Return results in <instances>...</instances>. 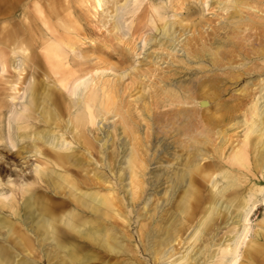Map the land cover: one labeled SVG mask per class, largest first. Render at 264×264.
Returning <instances> with one entry per match:
<instances>
[{
  "label": "rangeland",
  "instance_id": "1",
  "mask_svg": "<svg viewBox=\"0 0 264 264\" xmlns=\"http://www.w3.org/2000/svg\"><path fill=\"white\" fill-rule=\"evenodd\" d=\"M106 1L102 10H96L93 0H0V264H60V241L66 245L70 244V239H74L76 245L88 240L101 243L92 240L94 237L88 228H97L96 233L100 235L110 232L124 251H108L103 255L99 253L101 249L85 248L90 251L86 263L181 264L182 255L189 254L192 260L185 264H217L220 259L226 264L237 248L236 253L240 255L236 254L239 255L236 264H264V169L256 171L253 161L259 143L258 127H254L255 132L250 133L246 145L249 168L235 167L228 162L232 149L243 146L246 123L252 119L264 121V58L245 54L250 52H244L251 47L249 45H257V41H247L252 38L246 39V48L235 51V61L228 64L222 59V66L211 65L206 58L187 56L191 49L204 47L210 55L219 45H227L226 40L234 35L232 30L237 24L243 27L242 34H254L255 29H248L245 24L250 20L259 21L264 32V0H247L245 7L242 4L245 0H241L242 3L238 0V5L231 4L230 0ZM116 23L123 30L116 27ZM163 25L166 34H157ZM184 28L189 30L184 33ZM188 40L192 47L187 46L186 50L182 45ZM160 42H166L170 48L159 45ZM73 46L78 49H69ZM80 54L89 56L83 58ZM68 56L87 61L91 68H127L130 73L122 80L119 97L122 106L126 105L124 109L136 117L137 135L145 143L146 170L141 176L142 191L137 197L140 200L129 198V179L127 174L122 177L120 171L130 149L131 140L128 141L130 138L124 133L128 129L125 130L118 117L111 113L106 114V119L96 117L91 126V154L75 148L73 157L81 161L77 172L74 168L69 171L57 168L50 173L48 147L43 137L51 136L56 127L45 122L47 115L41 109V100L35 108L24 109L26 94L23 92L30 81L41 90L54 86L58 75L49 72V65L54 66L53 63L59 61L61 66L54 68L66 69ZM105 72L102 76L99 73L101 78H114L113 72ZM202 80H206L207 85ZM209 80L216 81L215 85ZM181 85L189 88L194 96L191 95L187 104L155 108L156 88L165 87L183 97L187 93ZM199 89L209 95L205 97L209 101L208 110L200 112L203 118L212 114L220 118V126L207 125L213 127L208 131L211 147L210 144L204 146L208 156L201 163L218 161L221 165L215 171L206 166L207 183L196 175L194 164L184 166L187 153L182 151L175 125L164 126L163 119L157 123L152 116L172 108L201 109L199 97L195 98L196 94H201ZM137 96L142 99L136 100ZM146 105L151 107L150 114ZM254 106L258 107V115L253 113ZM21 110L24 112L17 114ZM195 123L194 132L196 125L200 127ZM219 129L224 130L219 140L222 150L216 154L213 148L218 142L215 140ZM114 146L118 150L116 165L110 169L108 153ZM37 168L43 169L45 175L39 178L35 174ZM181 172L185 180L175 184ZM188 192H194L193 198ZM104 199L108 200L109 207H98L96 202ZM244 199L256 202L244 221L247 224L241 219L248 210L247 205L241 204ZM44 206L54 211L47 213ZM71 215L75 218L71 219ZM243 225L248 226L238 240L240 247L234 246ZM165 239L171 241L163 248L162 259L155 261L150 248L157 244L158 248L164 246L160 242ZM222 251L227 252L225 257ZM82 252L77 251L80 255ZM170 253L173 255L168 258Z\"/></svg>",
  "mask_w": 264,
  "mask_h": 264
},
{
  "label": "bare ground",
  "instance_id": "2",
  "mask_svg": "<svg viewBox=\"0 0 264 264\" xmlns=\"http://www.w3.org/2000/svg\"><path fill=\"white\" fill-rule=\"evenodd\" d=\"M93 1L95 3L94 7H95L96 10H102V8H104L103 6H104L106 0H93ZM127 1L128 0H125V2H127ZM246 1L247 0H245V2L242 1V2H244V3H242L241 0H240V2L243 5L246 3ZM230 2H231V4H236V5H238L237 3H239L238 0H230ZM167 3H168V1H167ZM48 5L50 6L51 3L49 2ZM248 5L249 4H247V6ZM244 7H245V5H244ZM251 7H253V6H251ZM245 11H247V10H245ZM248 12H249V10H248ZM253 13H254V11H253ZM112 14H110V15H112ZM257 14L259 15V13H257ZM108 17H109V15H108ZM115 17L116 16H114V19H115ZM252 17H253V15L251 16V18ZM116 18H118V17H116ZM249 18H250V16H249ZM181 20L182 19H180V21ZM184 21H182V22H184ZM247 24L248 25L245 24V26L248 29H252V28L255 29L254 34H249V33H243L242 34L241 31H242L243 27L242 26H239L237 24L236 27L233 26L234 28H233L232 31H233L234 35L229 36L228 40H226V42H228L227 45H221V46L219 45V47L216 48V50H214L213 53L210 54V55H208V53L205 50H203L204 47H202V49H196L195 48V49H191L190 50V48L192 47V46H190V45H192V44H190L191 40H188L187 44L186 43H183L182 48L184 47L186 49L187 46L190 47V48L188 47V49L190 50L191 53H188L187 52V56L188 57H193V58L199 57V58H202V59L203 58H206L208 61H210L211 65H218V64H220L222 66L223 65V63L221 62L222 59H226L227 62H228V64H229L230 61H233L234 60L233 59V55H235L234 54L235 51L236 50L238 51L240 49L246 48V46H247L245 44L246 39L252 38V39H249L247 41L248 42L257 41V45H255V46L254 45H249L251 47L250 48L247 47V50H245L244 52L250 51V52H246L245 54L247 55V53L248 54L251 53L255 57H261V59H262V58H264V32L261 30V29H263V25H262L261 22H259V21L257 22V21H254V20H250L249 23H247ZM115 25H116V27H119L120 24L116 23ZM163 27H164V25L161 28H159V30L156 33L157 34L159 33L161 35H165L166 33L163 31ZM114 29H115V27H114ZM120 30H123V28L122 29L120 28ZM187 30H189V29L184 28V30H183L184 33L187 32ZM175 32H177V31H175ZM180 32H181V30H180ZM178 36H179V34H178ZM156 38H158V37H156ZM145 41H146V39H144V43H145ZM168 41L170 42L171 40H168ZM155 43H156V39H155ZM95 44H96V42H95ZM158 44L159 45H163L166 48H170V45H167L166 42H160ZM69 49L75 50V49H78V47L73 46L71 48L69 47ZM127 51H128V49H127ZM237 51H236V53H237ZM241 51H243V50H241ZM80 55H81V57L85 58V56L87 54L85 56L83 54H80ZM207 55L209 57H207ZM87 56H89V55H87ZM250 57H252V56L250 55ZM143 58H145V57H143ZM235 58H236V55H235ZM149 59H151V58H149ZM48 62H52V61H48ZM66 62H67V68L66 69L63 68L61 70L56 69L57 67L61 66V64L59 63V61H57V63H53L54 66L49 65L50 66V71L49 72L56 73V75H58L57 76V81H55L54 86H52V87L47 86L46 89L41 90L39 88H36L34 84H31V81H30V84H29L28 88H26V90L23 92V94H26V98H25V101H24V104H26V106H25L24 109H28V108H32L33 109V108H35V106L37 105L38 101L41 100L42 101L41 109L43 111H45L46 112V115H47V117L45 116V122H48L49 121V123L52 125V127H56V130L53 131V133H51V136H48L47 138L43 137L45 139V143L47 144V147H48V152H47V155H48L47 156V159L48 160H47V163H48V165L51 166L50 173H53L54 172L53 170H56L57 168H62L63 171H69L71 168H74L75 171L77 172L78 170L76 169V167H77V165L80 164L81 161L77 157H73V152L75 151V148L79 147L80 149L86 150L85 152L87 154L88 153L91 154L90 151H89V149H92L93 148V146L90 145V139H89V133L91 131H93V129L91 130V126L95 122V118L96 117H100V118L106 119L107 118L106 117V114H110L111 113L112 116H115V117L117 116L118 117V120H119L120 125L125 130L128 129V132L127 131H124V133L130 138V139H128V141L131 140V142L129 143L130 145H128V146H130V149L128 150V154L126 155L127 158H125L126 159L125 164L123 166H121V165H119V166H121L120 171L122 172V175L121 174L120 175L123 177V176H125L127 174L128 179H129V184L128 185L130 186V188L127 187V188H129L128 189L129 191H127V192L128 193L130 192V195H131V197H129V198H131V200H135L137 197H139L138 195L142 191L143 179H141L142 178L141 176L144 175V171L146 170L145 169L146 168V157H145L146 156V150L144 148V146H145L144 144L145 143L142 142L141 137H138V135H137L138 134V130L136 129V127L138 126V121H137L136 117L131 112L127 111V109H124L126 107V105H125V107L122 106L123 103L121 101V97H119V92L121 91L120 86H121L122 80L125 78V76H129L130 73H128V71L126 70L127 68L113 69V68H110V67H101V66H98L97 68H94V67L91 68L90 65H88V62L87 61H85V60L84 61L83 60H77L75 58V56H68V61H66ZM95 64H96V62H95ZM231 64H233V62ZM248 65H250V64H248ZM54 67H56V68H54ZM132 69L134 71H137V68L136 67H132ZM105 71H108L109 73H110V71L113 72V75L112 76L114 78L111 79V80L110 79L109 80H106V79L101 78L102 74ZM237 72H239V71H237ZM99 73L101 74V76L99 75ZM234 74L232 73V75H234ZM139 75L141 76V74H139ZM242 75H243V73H242ZM196 78H194V79L197 80ZM206 78L207 77H205V79ZM214 80L215 79H213V81ZM202 81H205L206 83L205 82L204 83H205V85H207V81L206 80H202ZM171 83H170V85H171ZM173 83H175V82H173ZM182 83H184V82H182ZM214 83L211 82V84H214ZM214 85H213L212 88H214ZM200 86H201V84H199L198 87L200 88ZM209 86H212V85H209ZM260 87L261 86H259V88ZM181 89L182 90H185L186 93H187L183 97L177 96L176 93H174V92H172L170 90L165 89V87L159 88L158 90L156 88V91L157 92H156V94H154L155 108L159 107L158 105H164V106L165 105H167V106L168 105L169 106L170 105H172V106H179V104H185V103L187 104L188 100L191 98V95H192L191 93L192 92L190 91L189 88H186L185 86H182V85H181ZM207 89H209V88H207ZM214 89H216V88H214ZM126 90H128V89H126ZM217 90H218V86H217ZM188 91H190V92L188 93ZM199 91H200V89H199ZM122 92H124V91H122ZM240 92H243V89H241ZM196 93H198V91ZM196 93H194V94H196ZM206 93H208V92H206ZM206 93H205V91L202 90L201 94L198 93L200 95L196 94V97L195 98L199 97L198 98V104H199V107L201 108V109H199L197 111L194 110V109L193 110H190V109H182L183 107L181 109L180 108H178V109H173L172 108V109L165 110L163 113H160V112L153 113L152 116H153V119L157 123L161 122L162 119H163V121L165 123L164 126H172V125H175L174 131L177 133V137H178L179 143L181 142L180 145L183 146L182 147V151H183V153H187L186 154L187 161L185 160L184 166L185 167H188L189 165L194 164L195 170H196V175L198 177L202 178V180L207 183V180H208L207 178H208L209 174L206 172V170H207L206 166H210L212 168V170L215 171V170L220 169L221 168L220 167L221 165H220V163H218V161H216V162H214V161L204 162L203 161L201 163V161L204 160V159H206V157L208 156V153L205 151L206 149H204L205 148L204 146L206 144H210V140L208 139V135H209L208 134V131L209 132L212 131V128L213 127L220 126L218 124L219 121H220V118L219 119L216 118V116H215L216 114H212V115H209V116L203 118V116L200 113L201 111H202V113H205V110H208L209 101L206 99V98H208V97H206V95H208ZM210 93H211V91H210ZM214 93H217V92H214ZM124 95H125V92H124ZM247 95H249V94H247ZM241 96H244V95H241ZM141 99H142V96H141V98H140V96H137L136 97V100H139L140 101ZM236 101H238V100H236ZM249 103H251V102H249ZM218 105L221 106L220 103ZM218 105H217V108H219ZM145 108L146 109L147 108L149 109V111L148 110L147 111H148V114H150L151 107H149V106L147 107V105H146ZM253 111H254L253 112L254 114H257L258 115V107L254 106ZM23 112L24 111L21 110L17 114L20 115ZM65 116L68 117V120L67 121L64 120V117ZM162 116H164V118ZM192 118L194 119L193 121H192ZM194 121L196 123L200 124V127L199 128L196 125V127H197L196 132H194V128L195 127L193 128ZM203 121H206V123L202 124ZM258 121H256L255 119H252L250 122L246 123L247 128H246V130L244 132V138L245 139L243 141V146H241V147L240 146H237L235 149H232L231 155L228 158L229 159L228 162L230 163V165L235 166V167H239V168H249V165L251 164L250 163V155L247 154L246 145L248 144L249 136L252 135L250 133L255 132L254 127H256V129L258 127L259 129H257V130L259 132L258 133L259 134L258 135L259 143H258V145H257V147L255 149V157H254V160H253L254 161V164H255L254 169H256V171L257 170L262 171L264 169V121H261V120H258ZM211 123H212L213 127L210 128V126H211L210 124ZM104 124H106V123H104ZM112 125H114V124H112ZM207 125H210V126H207ZM232 125H234V124H231L230 126H232ZM94 131H95V128H94ZM55 132H56V134H55ZM223 133H224V130H222V129L221 130L219 129L218 131H216L217 138H216V140L215 139L214 140L215 141L218 140V142H217V144H214L215 146L213 148V151L216 154H219V152L222 150L221 145H219V140H221V137L223 136ZM69 135L71 136L70 139L68 137ZM171 135H173V134L171 133ZM125 139H126V137H125ZM128 141L125 140V142H128ZM41 142H43V141H41ZM122 142H124V140ZM108 145H109V143H108ZM210 147H211V144H210ZM112 148H113V150L108 153V154H110V157H109V159H110L109 160V167H110V169L113 168L114 164L116 165V163H115L114 160L117 157V153H118V150H117V147L116 146H114ZM188 148H190V149H188ZM90 160H91V158H90ZM104 163H107V162L104 161ZM197 164H199V165H197ZM78 167H80V166H78ZM116 169H118V168H116ZM147 169H148V167H147ZM251 170H250V172H252ZM155 172H157V171H155ZM35 174L39 178L42 177L43 175H45L44 172H43V169H41V168H37L35 170ZM120 177L118 179H120ZM113 178H115V177H113ZM121 179L124 180L123 178H121ZM175 180H176L175 184H181L185 180V174H184V172H181L179 175H177V178H175ZM111 187H114V186L111 185ZM122 189H125V188H122ZM125 191H126V189H125ZM121 192H123L124 195H125V192L124 191H121ZM166 192H167V190H166ZM155 193H156V191H155ZM193 193L192 192L189 193L190 194L189 195L190 198H193ZM140 199H138V200H140ZM131 200H130L129 204L130 203L132 204ZM243 201L244 202L241 203V204H243L245 206L246 205L248 206V210H246L245 213L243 212L244 214L241 215L242 216L241 219H243V222H244V221L247 220L248 213H250L251 209L256 206L255 205L256 202L254 203V201H250V200L248 201L247 199H244ZM120 202H122V201H120ZM240 202H242V200ZM96 203H97V206L98 207H102V206L103 207H106V208L109 207V202L106 199H104L103 201H100V202H96ZM63 207H64V205H62L61 209H63ZM65 208H66V205H65ZM123 208H124V205H123ZM242 208L244 209V207H242ZM43 209L44 210H47V213L54 211L51 207H45L44 206ZM142 209H144V207ZM44 210H43V212H44ZM128 212H130V210ZM238 216H240V215L238 214ZM73 218H75L74 215H71V219H73ZM99 219H101V218H99ZM236 220H238V219H236ZM244 223H246V222H244ZM263 224H264V222H263ZM65 225H67V224H65ZM246 226H248V225H246ZM246 226L243 225V228L241 230V234H239L238 236H236L237 238H236V240L234 242V246L237 245L238 240H240L239 238L241 237L240 235H242L243 232L246 230ZM96 229L95 228H91V229L88 228L87 230H89V232L93 235L94 238H92V240H99V242H101L99 244H97L95 241L88 240L87 242L86 241H84V243L80 242V243H78L76 245L74 239H70V241H69L70 244L67 243V245H66L62 241H60L59 242L60 264H85L86 263V259L87 258L88 259L90 258V251H85L84 250L85 248L99 249V250L101 249L99 253L100 254H103V255H105L104 253L105 252L107 253L108 251H117V252L122 251V244H120V242L117 241L116 238H113L111 236L110 232L106 233L105 235H100V233H96ZM247 232H248V230H247ZM198 234L200 235L199 232H198ZM173 235H176V232ZM128 236H130V235H128ZM198 238H199V236L196 237V239H198ZM231 240H233V239H231ZM242 240L244 242V238L243 239L241 238V241ZM170 241H171V239H165L163 242H160V245H164V246H161L160 248H158L159 247L158 244L156 246H154V245L151 246L150 250H152V253L154 254L153 255L154 256L153 258L155 259V261L158 260V259H162V254L164 252L163 248L165 246H167L166 243H170ZM237 246H239V245H237ZM232 248L234 249L233 246H232ZM236 249L231 252L232 254L230 253L231 256H230V254L228 255V256H230V258H229V260H228V262L226 264H236V261H237L236 260V257L238 259V256L240 255L239 253H236V251H237ZM33 251H35V250H33ZM77 251H83L82 252V255H80L81 253L78 254ZM171 251H173V250L171 249ZM224 251H222V255L225 257V254H227V252H224ZM236 254H239V255L237 256ZM172 255L173 254L170 253L169 256H168V258H170V256H172ZM164 257H163V259H164ZM181 258H182V262H183L181 264H185V263H188V260L191 259V256L189 254H183ZM86 264H92V263L89 262V263H86ZM132 264H133V262H132ZM173 264H175V263H173ZM217 264H224V262L222 261V259H220Z\"/></svg>",
  "mask_w": 264,
  "mask_h": 264
}]
</instances>
